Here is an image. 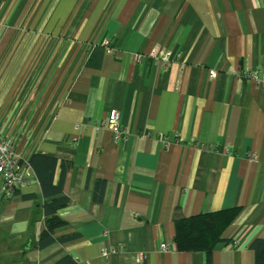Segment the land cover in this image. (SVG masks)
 <instances>
[{
	"label": "crops",
	"instance_id": "obj_1",
	"mask_svg": "<svg viewBox=\"0 0 264 264\" xmlns=\"http://www.w3.org/2000/svg\"><path fill=\"white\" fill-rule=\"evenodd\" d=\"M0 20V130L26 160L56 157L54 185L70 163L58 195L31 169L0 196V264H207L176 247L174 222L227 209L210 264H253L264 90L242 72L264 69V0H22ZM58 196L63 224L39 247Z\"/></svg>",
	"mask_w": 264,
	"mask_h": 264
},
{
	"label": "trees",
	"instance_id": "obj_2",
	"mask_svg": "<svg viewBox=\"0 0 264 264\" xmlns=\"http://www.w3.org/2000/svg\"><path fill=\"white\" fill-rule=\"evenodd\" d=\"M31 169L34 170L43 191L46 196L58 195L62 191L63 177L70 163L60 162L61 174L56 185L52 184L53 169L57 164V159L52 154L34 153L28 160ZM101 189L104 187V181H98ZM69 203L66 196H58L49 202L43 203V212L45 218V231L39 239L38 246L42 247L53 241L51 237L55 227L63 224L58 218L56 211ZM236 209H227L216 213H201L195 216L177 219L174 222V242L178 249L186 251L201 250L204 251L207 258V264H210V253L216 242L221 240L219 220L228 223L236 213ZM224 224V225H225ZM249 247L254 252L253 264H264V238L252 240ZM7 264V263H1ZM56 264H80L71 255L66 254L59 258Z\"/></svg>",
	"mask_w": 264,
	"mask_h": 264
},
{
	"label": "built area",
	"instance_id": "obj_3",
	"mask_svg": "<svg viewBox=\"0 0 264 264\" xmlns=\"http://www.w3.org/2000/svg\"><path fill=\"white\" fill-rule=\"evenodd\" d=\"M168 59L169 54L162 57L163 61ZM242 76L256 82L264 90V69L245 70L242 72ZM101 125L110 129L114 142L117 143L125 137L126 133L120 122V113L115 108L109 109L106 119ZM162 140L165 141L164 138ZM31 179L32 171L28 160L19 155L13 141L0 130V196L3 198L12 196ZM166 247L165 243L160 244V248L165 249ZM103 254L107 255V251H103Z\"/></svg>",
	"mask_w": 264,
	"mask_h": 264
},
{
	"label": "rangeland",
	"instance_id": "obj_4",
	"mask_svg": "<svg viewBox=\"0 0 264 264\" xmlns=\"http://www.w3.org/2000/svg\"><path fill=\"white\" fill-rule=\"evenodd\" d=\"M22 0H0V14L2 12H5V11H17L19 5L21 4ZM19 3V4H18ZM5 23L0 20V30L3 29L5 27ZM54 73H55V69H52V74L51 76H49L48 74V77L45 79V81H47V83L50 82L51 79H53L54 77Z\"/></svg>",
	"mask_w": 264,
	"mask_h": 264
}]
</instances>
